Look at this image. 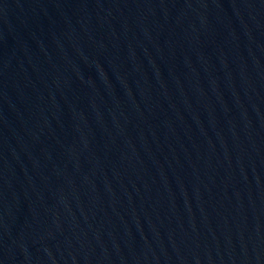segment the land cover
Wrapping results in <instances>:
<instances>
[{"label":"water","instance_id":"95a60500","mask_svg":"<svg viewBox=\"0 0 264 264\" xmlns=\"http://www.w3.org/2000/svg\"><path fill=\"white\" fill-rule=\"evenodd\" d=\"M0 264H264V0H0Z\"/></svg>","mask_w":264,"mask_h":264}]
</instances>
